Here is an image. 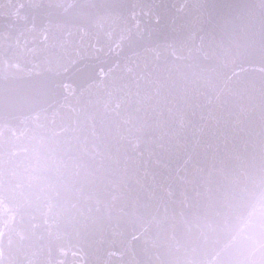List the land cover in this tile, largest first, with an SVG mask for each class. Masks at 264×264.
Returning a JSON list of instances; mask_svg holds the SVG:
<instances>
[{"label":"water","instance_id":"95a60500","mask_svg":"<svg viewBox=\"0 0 264 264\" xmlns=\"http://www.w3.org/2000/svg\"><path fill=\"white\" fill-rule=\"evenodd\" d=\"M264 0H0V264H264Z\"/></svg>","mask_w":264,"mask_h":264},{"label":"clouds","instance_id":"9594fccd","mask_svg":"<svg viewBox=\"0 0 264 264\" xmlns=\"http://www.w3.org/2000/svg\"><path fill=\"white\" fill-rule=\"evenodd\" d=\"M239 223L240 227L231 240L235 248L242 249L252 238L264 239V190L253 194Z\"/></svg>","mask_w":264,"mask_h":264}]
</instances>
